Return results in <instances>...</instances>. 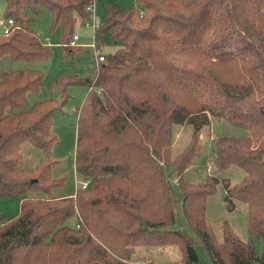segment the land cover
<instances>
[{"label":"trees","instance_id":"obj_1","mask_svg":"<svg viewBox=\"0 0 264 264\" xmlns=\"http://www.w3.org/2000/svg\"><path fill=\"white\" fill-rule=\"evenodd\" d=\"M3 1L2 18L13 25L0 33V58L49 56L50 46L30 27L41 8L51 15L49 31L61 26L65 54L79 50L70 44L74 15L86 22L93 0ZM134 2L128 9L106 5L95 41L98 46L108 32L118 47L104 53L94 72L59 75L48 83L59 99L49 96L25 107L43 73L0 70V196L19 199L13 218L0 216V264H130L137 246L167 245L181 253L171 264L197 262V239L172 228L177 201L209 264H264V0ZM72 85L88 88L76 120L74 167L89 183L57 195L64 179L50 173L52 122L54 111L71 98ZM210 117L246 130L214 139L216 169L236 165L244 171L236 184L222 182L228 209L232 200L247 206L246 241L226 221L219 240L206 221L205 201L218 178H184ZM174 124L192 131L172 157ZM165 169L176 175L178 200ZM73 216L77 222L68 225Z\"/></svg>","mask_w":264,"mask_h":264},{"label":"rangeland","instance_id":"obj_2","mask_svg":"<svg viewBox=\"0 0 264 264\" xmlns=\"http://www.w3.org/2000/svg\"><path fill=\"white\" fill-rule=\"evenodd\" d=\"M112 4L119 8L128 9L135 5L134 0H93L90 4L93 6V12H90L89 23L81 22L79 16L74 15L75 24L73 27V35L77 36L74 41L76 47L79 48L74 54L66 55L63 46L59 43L62 35L60 25H57L52 31H49L51 24V15L46 8H41L40 12L34 20H31L30 27L43 41L49 38L51 41V53L44 59L34 61L11 60L8 55L0 58V70L32 68L38 69L43 73V83L38 91L27 93V107L35 100L52 96L56 99L60 98L58 90H49L47 84L53 82L59 75H77L85 76L95 71L96 58L94 48L91 46L95 38V30L92 21L101 25L104 18V11L107 4ZM4 1L0 0V17L2 18L4 11ZM88 11V10H87ZM3 26L0 25V33ZM99 50L101 53L113 52L118 46L114 44L109 33H104L99 41ZM87 87L83 85H72L68 88L71 98L61 108L54 111L52 131L56 135V141L50 152L53 161L51 167V176L53 178H63L62 187L55 188L54 193L57 195H66L72 193L83 181L74 167V152L76 141V120L78 109L86 95ZM192 127L190 125L174 124L171 133V156L178 154L190 139ZM246 133L242 127L235 126L224 118L210 117L209 124L202 127L199 134L198 153L193 157L191 163L184 172V178L189 182H204L208 173L213 174L219 180L215 186V190L205 201V218L210 224L217 239H221V223L226 221L231 229L239 236L240 239L246 241L249 236L246 229V213L247 206L239 200H232L233 207H227V193L223 185L222 179H228L230 185H234L240 181L244 175L243 169L236 165H229L226 168L216 169L214 164V139L218 136L233 135L241 136ZM39 155L38 151L34 152ZM34 156V155H33ZM170 169H165V173L169 174V181L172 189L173 200L180 197L179 188L176 185V175L169 173ZM264 174V166H263ZM178 222L172 228H182L188 235L193 236L197 241L194 249L198 257V261L191 264H209L208 253L202 243L195 236L193 230L186 221L181 208V202L177 201ZM19 211V199L17 197H1L0 196V216L3 220L13 218ZM77 219L75 216L68 219V225H75ZM261 243L256 248V252L260 254ZM137 256L130 260V264H171L181 258V253L176 245H167L160 247L137 246L135 248Z\"/></svg>","mask_w":264,"mask_h":264},{"label":"built area","instance_id":"obj_3","mask_svg":"<svg viewBox=\"0 0 264 264\" xmlns=\"http://www.w3.org/2000/svg\"><path fill=\"white\" fill-rule=\"evenodd\" d=\"M86 10H88L89 12H93V6H87L86 7ZM87 22V23H86ZM85 23L88 24L89 22L86 21ZM0 25L3 26V31L2 33L6 34L8 33V31L10 30V28L12 27L13 25V20L12 19H3V18H0ZM92 26L94 27V30L95 32L97 31V29L99 28V23L95 22L94 20L92 21ZM77 39V36L76 35H73L72 37V40L70 42V44H74V41ZM44 44L46 45H51V41L49 38H45L43 40ZM91 46L94 48V52H95V58H96V63H100L104 60V54L100 52L99 50V47L97 46L96 44V41H95V38H94V41L92 42ZM89 183V180H84L82 182H80V186L82 188L86 187V185ZM78 226V225H77ZM132 264H137V263H132Z\"/></svg>","mask_w":264,"mask_h":264},{"label":"crops","instance_id":"obj_4","mask_svg":"<svg viewBox=\"0 0 264 264\" xmlns=\"http://www.w3.org/2000/svg\"><path fill=\"white\" fill-rule=\"evenodd\" d=\"M0 18H1V17H0ZM136 254H138V253L135 252L134 255L137 256Z\"/></svg>","mask_w":264,"mask_h":264}]
</instances>
